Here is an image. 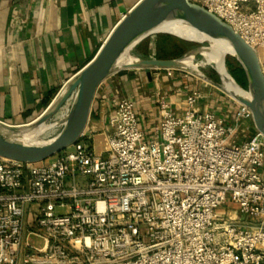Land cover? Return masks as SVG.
<instances>
[{"label": "built area", "instance_id": "obj_1", "mask_svg": "<svg viewBox=\"0 0 264 264\" xmlns=\"http://www.w3.org/2000/svg\"><path fill=\"white\" fill-rule=\"evenodd\" d=\"M191 1L264 49V0ZM182 93L178 111L158 89L149 128L120 97L51 162L0 157V264H264V135L237 138L251 112L235 100L227 121L199 85Z\"/></svg>", "mask_w": 264, "mask_h": 264}, {"label": "crops", "instance_id": "obj_2", "mask_svg": "<svg viewBox=\"0 0 264 264\" xmlns=\"http://www.w3.org/2000/svg\"><path fill=\"white\" fill-rule=\"evenodd\" d=\"M137 1L0 0V120L22 125L37 117L63 84L95 55L116 22ZM259 56L264 61V49L259 50ZM186 76L177 69L170 74L166 70L159 75L152 72L153 83L149 85L141 69L111 75L98 89L89 127L102 129L116 100L131 97L144 127L149 128L159 120L155 102L158 89L168 91L177 110H182ZM201 89V107L227 121L234 118L239 107L234 100L210 88ZM253 131L252 124L239 138L245 139Z\"/></svg>", "mask_w": 264, "mask_h": 264}, {"label": "water", "instance_id": "obj_3", "mask_svg": "<svg viewBox=\"0 0 264 264\" xmlns=\"http://www.w3.org/2000/svg\"><path fill=\"white\" fill-rule=\"evenodd\" d=\"M168 23H182L207 37V40H191L159 30ZM155 34H170L201 45L175 58L136 55L134 49ZM211 41L223 42L232 49L230 56L244 70L247 87L240 85L228 70L232 91L223 88V78L219 74L220 83L214 82L201 71L197 75L214 83L230 98L247 107L251 112L254 128L264 135V74L258 51L246 43L230 25L196 2L138 0L116 22L95 55L63 84L37 117L22 125H12L0 120V157L24 163H38L61 153L76 144L88 126L98 89L108 77L123 70L141 69L146 74L149 85H152L154 69H190L194 72L185 67L183 61L189 56H194V60L197 55L202 56L204 51L211 48ZM126 55L132 57L134 62L126 65ZM69 101L66 115L55 123L47 124ZM43 125L61 128L57 134L46 139H40L44 133L31 136L32 132Z\"/></svg>", "mask_w": 264, "mask_h": 264}, {"label": "rangeland", "instance_id": "obj_4", "mask_svg": "<svg viewBox=\"0 0 264 264\" xmlns=\"http://www.w3.org/2000/svg\"><path fill=\"white\" fill-rule=\"evenodd\" d=\"M166 35H170V34H155V35H151L150 37L146 38L136 49H134V53L136 55H145L146 54H150L153 55L154 57H158L157 55L159 54L158 50L161 48L162 52L165 53H178V48L175 47V42L173 41V39H169L166 37ZM172 36V35H170ZM175 39L174 40H178V44L179 46L184 48V51L182 54H184L186 51L196 47V46H200L201 44L198 43H193V42H189V41H184L178 37L172 36ZM187 38H190L191 40H198L199 38H194V37H190V36H185ZM171 40V41H170ZM206 45V44H205ZM154 52V54H153ZM215 55L224 62L225 67H227V70L229 71V73L231 74V71L233 72V67L235 66L234 63V58L232 56H230L228 53L221 51L219 49L214 50ZM182 54H180L179 56H181ZM176 56V57H179ZM204 62V58L201 55H197L195 57L194 62L195 63H200V62ZM182 74L187 75L186 77H183L185 79V83H187V85H196V86H200L201 88H210L211 90L215 91L217 94H224L226 96H228L227 94H225L224 92L221 91L220 88H218L214 83H211L209 81H206L204 79H202L201 77H199L197 74H195L194 72H192L190 69H185V70H181ZM200 71L206 75L208 78H210L211 80H213L214 82H218L220 83V77L217 73V71L212 68L209 65H205V66H200ZM233 76V75H232ZM191 83V84H190ZM186 84H184L183 86H185ZM163 90V89H162ZM164 93H167L169 95L168 91H162ZM229 97V96H228ZM230 98V97H229ZM69 105H70V101L67 102L59 111L58 113L50 120L48 121L47 124L49 123H55L57 121H59L62 117H64L69 109ZM253 122L252 119H245L241 122L239 128H238V132H237V138L243 134L244 131L250 129V127L252 126ZM60 126H56L55 128H51L49 130H47L46 132H44V134L41 136L40 139H46L49 137L54 136L55 134L58 133V131L60 130ZM94 144H95V148L98 152H101L104 149V145H105V141H104V136L102 134H95L94 137ZM56 156L50 157L48 159H46L44 161V163H49L51 162L53 159H55ZM232 204H230L229 202V206L228 204L224 206V208L221 209V211H226L227 209H229V207H231ZM31 210V209H30ZM232 210L236 211L238 213V211L236 209ZM31 214V212H30Z\"/></svg>", "mask_w": 264, "mask_h": 264}, {"label": "bare ground", "instance_id": "obj_5", "mask_svg": "<svg viewBox=\"0 0 264 264\" xmlns=\"http://www.w3.org/2000/svg\"><path fill=\"white\" fill-rule=\"evenodd\" d=\"M159 30L172 32V33L177 34V35L182 36V37L190 36V37H194V38H199L197 41L207 40V37H205L204 35L200 34L196 30H194V29H192V28H190V27H188L182 23H168V24H165L164 26H161ZM185 38H187V37H185ZM188 39H190V38H188ZM211 42H212L211 48L202 53V56L204 57V62L201 61L200 63H195L194 62V56H189L183 61L182 64L185 67L191 68L196 74H199V75L201 74L200 73V66H205L207 64L211 65L217 71V73L220 76H222L223 88L227 91H232L233 87L231 85L230 77L228 75V72H227V69L224 65V62L219 58V56L217 57L215 55L214 50L219 49L221 51L228 53L229 55H231L233 53V51L228 45H226L223 42H219V41H211ZM124 61H125L126 65H129L132 62H134V59L132 57L126 55ZM51 128H53V125H43L40 128L36 129L35 132H32L31 136H33L34 134H42Z\"/></svg>", "mask_w": 264, "mask_h": 264}, {"label": "trees", "instance_id": "obj_6", "mask_svg": "<svg viewBox=\"0 0 264 264\" xmlns=\"http://www.w3.org/2000/svg\"><path fill=\"white\" fill-rule=\"evenodd\" d=\"M166 37L167 38H169V39H173V41H176L175 42V47H177L178 48V53H174V54H172V53H165V52H162V50H161V48L158 50L159 52V54L157 55L158 56V58H164V59H166V58H175L176 56H179L180 54H182L183 53V51H184V48L183 47H181V46H179V44H178V40L176 39V40H174L175 38L174 37H172V36H170V35H166ZM170 40V41H171ZM147 54L145 53V56H146ZM234 63H235V66L233 67V72L231 71V74L233 75V77L237 80V82L240 84V85H242L243 87H247V79H246V76H245V73H244V70L242 69V67L240 66V64L234 59ZM48 104V103H47ZM46 104V105H47Z\"/></svg>", "mask_w": 264, "mask_h": 264}]
</instances>
